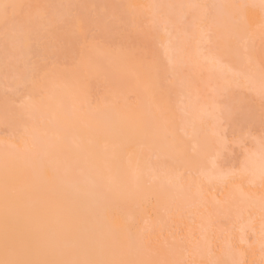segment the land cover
Listing matches in <instances>:
<instances>
[{"label": "snow or ice", "instance_id": "1", "mask_svg": "<svg viewBox=\"0 0 264 264\" xmlns=\"http://www.w3.org/2000/svg\"><path fill=\"white\" fill-rule=\"evenodd\" d=\"M88 8L95 13L89 22L99 27L90 30L79 27V9ZM175 10L190 9L199 12L193 20V30L188 36V44L197 49L207 48L212 42V33L205 22L212 19L218 9L235 10L229 17L228 47L235 51L237 58L247 57L239 76L247 78L248 69L254 64L247 46L254 21L249 11L259 9V25L264 34V0L259 4L191 3V4H149V5H39L25 2L7 3L0 0V40L3 43V70L6 82L11 77L16 91L25 94L26 81L42 85V93H48V101L55 99L58 91L70 92L74 100L83 107L91 106L94 96L92 77L103 84L105 90L113 93L117 87L111 76L102 69L89 65L87 72L83 62L77 63V53L65 39L57 38L51 42L53 27L65 29L64 36L75 38L82 47L101 46L103 42L123 45L132 41L141 31L150 35L152 26L159 23L156 16H137L135 9ZM34 10H43L41 13ZM98 10V11H97ZM64 14H61V13ZM150 21V23H146ZM166 33L172 26V17L166 22ZM158 38V34L153 37ZM233 42L235 48L233 49ZM244 42V46H241ZM171 46V41L169 42ZM141 61L148 71L140 81L154 107L148 120L128 121L118 112L119 99L113 95L104 97L105 103L112 106L113 119L106 127L119 140L121 147L141 143L145 149L164 144L168 139V129L175 123L170 117L167 104L171 100L175 79L180 88L186 87L176 78V68L171 60L161 64L150 51L147 43L140 45ZM31 53V55H27ZM71 61V63H70ZM242 63V61H241ZM260 124L255 125V113L251 104L240 102V118L232 120V137H228L225 121L217 117L214 131L215 147L204 154L203 163L194 174L187 169L178 173H164L157 177L158 188L178 186L182 203L194 206V190L202 191L204 181L231 183L230 199L223 201L227 208L226 220L231 225L226 228V236L220 245L218 255H212L199 264H256L247 259L257 242L264 264V192L260 194V226L257 233L249 212L245 217L242 211L245 202L254 200V194L245 192L241 181L248 174L247 159L254 155L258 144L261 158L260 184L264 188V60L260 65ZM26 104L34 113H42L49 122L55 119L54 111L46 110L44 99L36 101L27 93ZM76 104H74V107ZM5 153L3 169L0 173V264H190L187 260H149L141 258L145 252V239L136 228V223L127 219L126 214L135 201L149 200L150 196L139 191L143 171L138 158L129 156L128 174L114 177L110 171H100L96 178L82 180L85 169L73 161L70 154L50 162L48 168L39 167L49 159L46 150L37 151L39 137L35 128L23 130L17 120H6ZM21 144L23 147L21 148ZM232 147V156L245 157L240 167L228 168L221 163L222 152ZM114 157L106 160L105 167H112ZM23 161V164L20 162ZM51 175H47L48 172ZM135 185V187H134ZM81 196H87L97 209L100 227L88 232L73 233L71 229L61 231L68 223L70 206ZM217 207L221 206L216 201ZM168 203L160 204L167 208ZM212 212L207 214L208 217ZM123 223L118 224L117 218ZM234 217V218H233ZM214 233L205 234L194 241L211 251L215 245ZM177 243L172 241L170 250ZM247 244L245 248L244 245ZM191 264H197L192 261Z\"/></svg>", "mask_w": 264, "mask_h": 264}, {"label": "bare ground", "instance_id": "2", "mask_svg": "<svg viewBox=\"0 0 264 264\" xmlns=\"http://www.w3.org/2000/svg\"><path fill=\"white\" fill-rule=\"evenodd\" d=\"M3 2L39 5L191 3L228 5L259 4L260 0H3ZM37 11L43 12V10H34V13ZM77 11L80 28L94 30L99 27L89 22L90 17L95 14L91 9L84 8ZM234 11L225 8L212 13L213 18L205 22L207 29L212 33V42L207 48L202 49L188 44V36L193 30V20L199 16L198 11L190 9L171 11L135 9V15L156 16L159 23L152 26L150 35H145V32L141 31L132 41L123 45L103 42L99 47L90 45L84 48L75 38L65 37L64 28L54 26L50 37L46 39H50L53 43L58 37L65 39L76 51L77 63L83 62L85 72L89 65H94L98 69L105 70L117 85L113 93H109L102 83L95 80L93 74V102L91 106L84 104L83 107L79 106L70 92L63 90L55 94L54 100L48 101V93L46 91L42 93V85H33L28 81L24 82L25 94L16 91V85L11 77L7 82L5 79L3 43L0 40V173H2L5 153L6 120H17L21 130L25 127L35 128L39 137L37 151L46 150L50 154L49 159L39 167L48 168L51 161L70 154L73 161L78 162L85 169L82 180L94 179L100 171L105 173L110 171L114 177L125 176L128 174V158L133 156L134 159L138 158L139 166L143 171L139 191L151 197L149 200L132 202L126 214L127 219L136 223V230L144 236L146 247L141 258L187 260L190 264L192 261L199 264L212 255H218L220 245L227 234L226 228L231 226L226 220L228 210L222 205L223 201L231 198L232 184L226 182L209 184L205 180L202 191L194 190V206H189L182 203L183 198L178 186L158 188L157 177L163 176L164 173L183 172L185 169L199 174L197 169L203 163L204 154L215 147L214 131L217 121L213 120L217 117L221 118L230 106L226 105L229 101L226 96L229 90L238 87L254 98L260 99V65L264 60V34L258 23L260 11L256 9L248 13L249 18L255 23L247 42L249 54L254 60V64L248 69L247 78L238 74L242 66L247 64L248 58L238 59L235 51L229 50L228 47L229 17ZM169 16L172 17V26L168 28L170 35L165 31ZM157 34L158 38L154 39ZM170 41L171 46H169ZM142 43L149 45L150 51L161 64L171 60L176 68V78L186 85L180 88L175 79L173 80L174 91L167 104V111L170 117H174L175 123L168 129L167 141L150 150L145 149L141 143L121 147L119 140L106 127V124L113 119L112 106L106 104L104 100V97L110 94L113 98L119 99V115L128 121L148 120L154 113L153 104L140 83L143 75L148 71V67L141 61ZM241 46H244V42H241ZM232 47L235 48L234 42ZM27 55L30 56L31 53ZM27 93H31L36 101L44 99L46 110L56 113L55 119L49 122L42 113H34L26 104ZM220 97L223 99V106L218 105ZM253 152L254 155L247 159L248 174L241 183L245 192L254 194V200L245 202L242 211L245 217L251 212L252 222L258 233L262 214L260 194L264 192L260 184L262 162L258 144ZM110 157L114 159L109 170L105 167V163ZM243 161L245 157L241 156L236 167H240ZM20 163L23 164V161ZM47 175L50 176L51 172L49 171ZM216 201L221 202L220 207H217ZM163 203H168L169 206L160 207ZM209 212L213 213L211 217L207 216ZM70 213L68 223L61 231L71 229L73 233L86 235L100 227L97 209L93 207L87 196L79 197L70 206ZM123 219L118 217L117 223H123ZM209 233H214L216 237L211 251L203 243L200 246L194 244L195 240ZM174 239L183 243H177L170 250L169 246ZM254 239L257 242L247 259L259 264L261 256L258 236ZM244 247L246 248L247 244Z\"/></svg>", "mask_w": 264, "mask_h": 264}, {"label": "rangeland", "instance_id": "3", "mask_svg": "<svg viewBox=\"0 0 264 264\" xmlns=\"http://www.w3.org/2000/svg\"><path fill=\"white\" fill-rule=\"evenodd\" d=\"M230 89V88H229ZM224 95V94H223ZM222 95V96H223ZM217 95H214L216 97ZM220 96V95H219ZM229 99L227 102L230 105L227 107V112L221 116V119L225 121V127L228 128V137L231 139L233 129L229 126L230 122L235 119L240 118V110H239V103L243 102L245 105L251 104V107L254 110L255 113V125L257 128H259L260 120V99H256L253 96H251L249 93L239 89L238 87H234L231 90H229L228 94L226 95ZM219 98V97H218ZM223 99L220 97L218 101V105L223 106ZM214 122L217 121L216 119L213 120ZM212 121V122H213ZM241 158V157H240ZM240 158L237 160L232 156V147L229 145L227 148H225L222 152V159L221 163L223 165H226L228 168L232 166H236L240 160Z\"/></svg>", "mask_w": 264, "mask_h": 264}]
</instances>
